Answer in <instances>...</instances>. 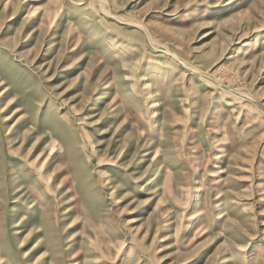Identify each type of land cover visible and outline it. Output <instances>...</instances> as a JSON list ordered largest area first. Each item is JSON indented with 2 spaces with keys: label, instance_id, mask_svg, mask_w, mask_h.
Returning a JSON list of instances; mask_svg holds the SVG:
<instances>
[{
  "label": "rangeland",
  "instance_id": "1",
  "mask_svg": "<svg viewBox=\"0 0 264 264\" xmlns=\"http://www.w3.org/2000/svg\"><path fill=\"white\" fill-rule=\"evenodd\" d=\"M0 91V264H264V0H0Z\"/></svg>",
  "mask_w": 264,
  "mask_h": 264
},
{
  "label": "bare ground",
  "instance_id": "2",
  "mask_svg": "<svg viewBox=\"0 0 264 264\" xmlns=\"http://www.w3.org/2000/svg\"><path fill=\"white\" fill-rule=\"evenodd\" d=\"M2 82V81H1ZM3 92V91H2ZM1 91H0V95H3V97L0 99V100H4L3 102H2V104H1V113L3 114V111L5 110V107H6V105L11 101V100H13V96H11L10 95V92H5L7 95H5V94H3ZM9 94V95H8ZM14 102H16V101H14ZM13 102V103H14ZM4 115V114H3ZM35 122V124H36V122H37V125H38V121H36L35 119H33ZM38 157V156H37ZM36 157V158H37ZM47 163V162H46ZM45 163V164H46ZM0 169H2V166H1V168ZM53 178V177H52ZM1 182V181H0ZM2 183V182H1ZM34 183H36V182H34ZM37 184V183H36ZM39 186V185H38ZM39 188V187H38ZM36 192V191H35ZM2 214V213H1ZM41 220H43V218H41ZM47 223H48V221H47ZM39 225L40 224H38V225H36L35 227H29V229H30V233L28 234V236H24L23 237V239H22V241L21 242H23V244L25 245L27 242H29V240L31 241V239H32V237L33 236H38V238L37 239H40V236H41V230H40V228H38L39 227ZM38 228V229H37ZM35 229H37V230H35ZM2 230V229H1ZM44 233V232H43ZM55 236V235H54ZM53 239V238H52ZM43 242H44V240H43ZM43 242H41V243H38V244H41L40 246L38 245V246H36L35 248H34V250H39V249H41V247H42V244H44ZM46 242V241H45ZM7 245V244H6ZM55 245V244H54ZM57 251V250H56ZM55 251V252H56ZM55 252H53L54 254H55ZM35 253L36 252H34L33 250L29 253V255H35ZM31 257V256H30ZM36 261V260H35ZM34 261V262H35ZM32 263V264H35V263Z\"/></svg>",
  "mask_w": 264,
  "mask_h": 264
}]
</instances>
